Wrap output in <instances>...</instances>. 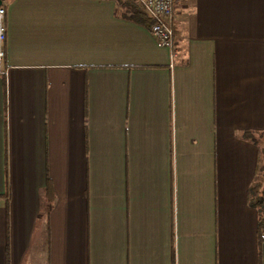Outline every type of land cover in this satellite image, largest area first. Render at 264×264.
I'll return each mask as SVG.
<instances>
[{"label": "crops", "instance_id": "1", "mask_svg": "<svg viewBox=\"0 0 264 264\" xmlns=\"http://www.w3.org/2000/svg\"><path fill=\"white\" fill-rule=\"evenodd\" d=\"M1 2L0 264H264V0Z\"/></svg>", "mask_w": 264, "mask_h": 264}, {"label": "built area", "instance_id": "2", "mask_svg": "<svg viewBox=\"0 0 264 264\" xmlns=\"http://www.w3.org/2000/svg\"><path fill=\"white\" fill-rule=\"evenodd\" d=\"M152 21L150 34L159 47L167 48L171 52V59L176 55V42L173 30L170 26L174 8L181 0H133ZM5 8L0 6V76L7 74L4 64V43L6 31L4 25Z\"/></svg>", "mask_w": 264, "mask_h": 264}, {"label": "trees", "instance_id": "3", "mask_svg": "<svg viewBox=\"0 0 264 264\" xmlns=\"http://www.w3.org/2000/svg\"><path fill=\"white\" fill-rule=\"evenodd\" d=\"M131 19L135 20V22L142 23L145 22L150 28L152 25V21L149 17H147L144 12L138 9L136 6H132L130 9ZM246 138H252L250 134L245 135ZM263 162V165H262ZM258 179L254 186L252 187L253 198L251 199V205L258 209L260 215V230L264 232V153L260 154V165L258 167Z\"/></svg>", "mask_w": 264, "mask_h": 264}, {"label": "rangeland", "instance_id": "4", "mask_svg": "<svg viewBox=\"0 0 264 264\" xmlns=\"http://www.w3.org/2000/svg\"><path fill=\"white\" fill-rule=\"evenodd\" d=\"M138 9H140V8L138 7ZM260 146H261V151H262V154H263L264 153V136L261 138ZM262 165H263V162H262Z\"/></svg>", "mask_w": 264, "mask_h": 264}, {"label": "water", "instance_id": "5", "mask_svg": "<svg viewBox=\"0 0 264 264\" xmlns=\"http://www.w3.org/2000/svg\"><path fill=\"white\" fill-rule=\"evenodd\" d=\"M1 3H2V2H1V0H0V5H1Z\"/></svg>", "mask_w": 264, "mask_h": 264}]
</instances>
